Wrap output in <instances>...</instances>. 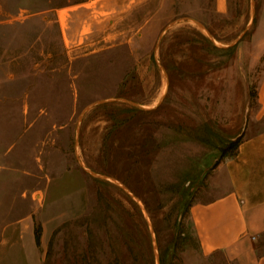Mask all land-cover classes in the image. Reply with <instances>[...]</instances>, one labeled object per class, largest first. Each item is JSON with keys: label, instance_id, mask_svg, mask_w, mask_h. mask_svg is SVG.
Returning <instances> with one entry per match:
<instances>
[{"label": "rangeland", "instance_id": "obj_1", "mask_svg": "<svg viewBox=\"0 0 264 264\" xmlns=\"http://www.w3.org/2000/svg\"><path fill=\"white\" fill-rule=\"evenodd\" d=\"M102 1L0 0V264L221 262L188 209L264 128V0H120L75 34Z\"/></svg>", "mask_w": 264, "mask_h": 264}, {"label": "crops", "instance_id": "obj_2", "mask_svg": "<svg viewBox=\"0 0 264 264\" xmlns=\"http://www.w3.org/2000/svg\"><path fill=\"white\" fill-rule=\"evenodd\" d=\"M167 1L173 6L179 0ZM84 4L73 5L68 12L75 34L86 23L98 22L92 13L101 12L102 6L107 13L118 11L120 0H104L95 9ZM146 4H158L157 14L164 0H129L130 9ZM149 20L151 16L145 22ZM258 94V117H263L264 80ZM210 179L213 197L196 201L188 209L199 256L211 259L222 255L223 261L211 264H264V128L246 132L234 154L215 166Z\"/></svg>", "mask_w": 264, "mask_h": 264}, {"label": "trees", "instance_id": "obj_3", "mask_svg": "<svg viewBox=\"0 0 264 264\" xmlns=\"http://www.w3.org/2000/svg\"><path fill=\"white\" fill-rule=\"evenodd\" d=\"M240 139H241V137L238 136V137H236V139H234L233 141L230 142V144H229L230 147H231L232 149H234V151L232 152L231 155L234 154V152H235V150H236V148H237V146H238V144H239V142H240ZM231 155H229V156H231ZM226 156H228V155H225L224 152H223L221 157L224 158V157H226ZM222 158H221V159H222ZM219 161H220V160H218V161L215 163L214 167L219 163ZM34 239H35L36 244L39 245V243H40V233H39V229H38L37 227L34 228Z\"/></svg>", "mask_w": 264, "mask_h": 264}, {"label": "built area", "instance_id": "obj_4", "mask_svg": "<svg viewBox=\"0 0 264 264\" xmlns=\"http://www.w3.org/2000/svg\"><path fill=\"white\" fill-rule=\"evenodd\" d=\"M252 238H254V236H252Z\"/></svg>", "mask_w": 264, "mask_h": 264}]
</instances>
